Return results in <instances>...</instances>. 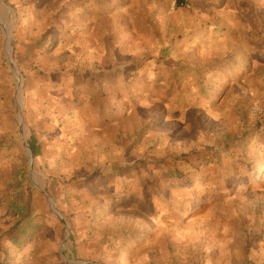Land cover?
I'll use <instances>...</instances> for the list:
<instances>
[{
    "label": "rangeland",
    "instance_id": "374dc122",
    "mask_svg": "<svg viewBox=\"0 0 264 264\" xmlns=\"http://www.w3.org/2000/svg\"><path fill=\"white\" fill-rule=\"evenodd\" d=\"M0 264H264V0H0Z\"/></svg>",
    "mask_w": 264,
    "mask_h": 264
},
{
    "label": "trees",
    "instance_id": "16d2710c",
    "mask_svg": "<svg viewBox=\"0 0 264 264\" xmlns=\"http://www.w3.org/2000/svg\"><path fill=\"white\" fill-rule=\"evenodd\" d=\"M28 146H29V150L31 151L33 157H38L40 155V144L37 143V141L34 138H30L28 141ZM13 183L10 184L9 187L10 189L13 190H18L20 188V185L22 184V182H20V180H17V177L15 176L13 178V180L11 181ZM2 206L6 207L7 209L11 210V211H15L18 213V209H16L17 204L13 201V200H8L6 199V196L2 199ZM26 217L24 215H22L21 213V220L19 219V222H17V226L22 222V220H24ZM24 235V234H23ZM13 244H18L17 241H14Z\"/></svg>",
    "mask_w": 264,
    "mask_h": 264
},
{
    "label": "water",
    "instance_id": "95a60500",
    "mask_svg": "<svg viewBox=\"0 0 264 264\" xmlns=\"http://www.w3.org/2000/svg\"><path fill=\"white\" fill-rule=\"evenodd\" d=\"M30 156L32 157V154L30 153Z\"/></svg>",
    "mask_w": 264,
    "mask_h": 264
}]
</instances>
